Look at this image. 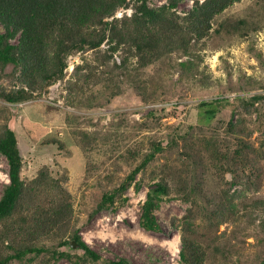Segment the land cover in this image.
<instances>
[{
	"label": "rangeland",
	"instance_id": "obj_1",
	"mask_svg": "<svg viewBox=\"0 0 264 264\" xmlns=\"http://www.w3.org/2000/svg\"><path fill=\"white\" fill-rule=\"evenodd\" d=\"M166 2L148 0L151 6ZM134 3L127 0L114 16H131ZM193 6L194 0H180L177 10L184 14ZM236 19L245 21L246 35L216 31L221 22ZM13 40L17 42L18 37ZM198 48L200 72L183 69L179 63L187 56L177 51L136 70L135 59H130L128 72L119 67L125 52L109 50L105 41L100 48L69 55L64 77L34 97L9 102L0 96V132L5 123L15 129L24 160L23 177L31 180L45 169L51 181L63 185L72 204L67 234L79 230L104 258L186 264L180 255L186 236L204 244L208 264H264V100L249 109L241 102L264 93V0L236 1L217 16ZM89 73V84L84 88L75 84L70 90L77 78L82 83ZM17 75L12 64L0 65V91L19 87ZM216 98H229L232 103L206 124L202 111L207 106L202 102ZM238 137L249 144L245 153L254 184L248 179L227 183L231 172L224 178L206 149L215 140L226 156L231 146L238 145ZM159 143L163 150L137 174V180L145 177L141 189L133 182L124 191L126 200L118 198L115 204L95 211L103 193L123 182ZM188 145L194 150L190 159L183 154ZM200 153L203 161L197 165ZM193 172L207 191L228 189L235 194L242 208L237 219L216 226L201 207L172 193L155 211L161 229L144 228L140 216L147 184L157 174ZM8 182L9 163L0 152V197ZM50 194L42 197L48 204ZM244 203L253 207L247 210ZM43 261L73 264L64 257L47 256Z\"/></svg>",
	"mask_w": 264,
	"mask_h": 264
},
{
	"label": "trees",
	"instance_id": "obj_2",
	"mask_svg": "<svg viewBox=\"0 0 264 264\" xmlns=\"http://www.w3.org/2000/svg\"><path fill=\"white\" fill-rule=\"evenodd\" d=\"M236 1L194 0V6L181 14L177 10L180 0H167L159 6H151L148 0H135L132 15L119 18L114 15L127 0H0V65L12 64L18 71L20 84L12 91H0V96L9 102L34 97L37 92L64 77L69 55L100 48L105 41L109 50L125 52L126 57H123L119 67L128 72L130 59H135L136 70L175 51L187 56L179 63L183 69L194 68L200 72L198 45L210 35L217 16ZM244 26V20H225L216 31L226 29L243 36L247 34ZM17 37L15 42L13 39ZM76 69V74L80 75L81 66L77 65ZM84 76L86 78L82 83L77 78L70 85L71 91L75 84L81 88L89 84L91 74ZM262 100L264 93H255L242 98L241 102L249 109ZM228 103H232L229 98L202 102L203 106H207L202 111L206 124ZM214 141L209 142L206 149L217 170H223L224 178L227 172H231V178H227L226 182L233 185L248 179L254 184V174L248 172L249 154L245 153L249 144L238 137V145L231 146L233 150L224 156L225 150L218 148ZM161 150L163 146L159 143L123 182L106 190L95 211L115 204L118 198L126 200L124 191L133 182L137 190L141 189L145 177L137 180L138 172L144 170L155 158L156 152ZM193 151V147L188 145L183 154L190 159ZM0 152L9 163V182L0 197V264H13L14 261L45 264L43 260L47 256L64 257L73 264H139L127 257L104 258L83 239L79 230L67 234L72 211L69 193L58 181L52 179V182L45 169L31 180L23 177L24 160L19 137L8 123L0 132ZM202 161L200 153L195 164H202ZM173 174H157L156 179L147 184L149 188L140 216L144 228L161 229L155 211L162 200L172 193L201 207L206 217L215 219L216 226L237 219V211L242 208L234 193L228 189L207 191L206 186L199 183L196 172L180 176ZM49 194L52 200L48 204L49 201L42 197ZM252 207V204L244 203L247 210ZM73 240L77 244L75 249L71 244ZM180 255L186 264H208L204 244L186 236Z\"/></svg>",
	"mask_w": 264,
	"mask_h": 264
},
{
	"label": "water",
	"instance_id": "obj_3",
	"mask_svg": "<svg viewBox=\"0 0 264 264\" xmlns=\"http://www.w3.org/2000/svg\"><path fill=\"white\" fill-rule=\"evenodd\" d=\"M71 244H72V247H76L77 246V244L75 243L74 240L71 242Z\"/></svg>",
	"mask_w": 264,
	"mask_h": 264
}]
</instances>
